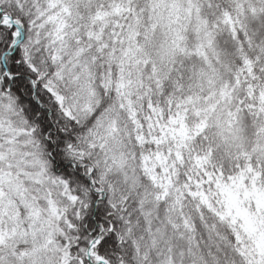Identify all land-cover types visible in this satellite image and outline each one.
Instances as JSON below:
<instances>
[{"label": "snow or ice", "instance_id": "1", "mask_svg": "<svg viewBox=\"0 0 264 264\" xmlns=\"http://www.w3.org/2000/svg\"><path fill=\"white\" fill-rule=\"evenodd\" d=\"M0 264H264V0H0Z\"/></svg>", "mask_w": 264, "mask_h": 264}]
</instances>
